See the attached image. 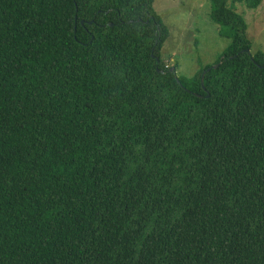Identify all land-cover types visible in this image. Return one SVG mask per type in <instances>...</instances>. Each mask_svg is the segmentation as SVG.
<instances>
[{
	"label": "trees",
	"instance_id": "obj_1",
	"mask_svg": "<svg viewBox=\"0 0 264 264\" xmlns=\"http://www.w3.org/2000/svg\"><path fill=\"white\" fill-rule=\"evenodd\" d=\"M154 1L0 0V264H264L261 0L189 78Z\"/></svg>",
	"mask_w": 264,
	"mask_h": 264
},
{
	"label": "rangeland",
	"instance_id": "obj_2",
	"mask_svg": "<svg viewBox=\"0 0 264 264\" xmlns=\"http://www.w3.org/2000/svg\"><path fill=\"white\" fill-rule=\"evenodd\" d=\"M153 7L169 30L161 59L165 66L176 65L173 69L179 76L192 77L201 67L214 64L231 42L221 36L220 25L209 15V0H155ZM235 10L247 21L252 52L264 51V0L255 9L237 2Z\"/></svg>",
	"mask_w": 264,
	"mask_h": 264
},
{
	"label": "water",
	"instance_id": "obj_3",
	"mask_svg": "<svg viewBox=\"0 0 264 264\" xmlns=\"http://www.w3.org/2000/svg\"><path fill=\"white\" fill-rule=\"evenodd\" d=\"M174 70V69H173ZM202 83H203V77H202Z\"/></svg>",
	"mask_w": 264,
	"mask_h": 264
}]
</instances>
